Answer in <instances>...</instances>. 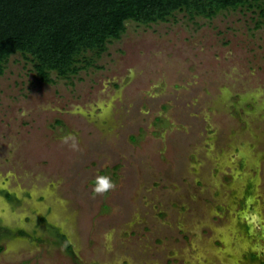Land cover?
I'll use <instances>...</instances> for the list:
<instances>
[{
  "label": "rangeland",
  "instance_id": "374dc122",
  "mask_svg": "<svg viewBox=\"0 0 264 264\" xmlns=\"http://www.w3.org/2000/svg\"><path fill=\"white\" fill-rule=\"evenodd\" d=\"M85 56L0 75V264H264V1Z\"/></svg>",
  "mask_w": 264,
  "mask_h": 264
},
{
  "label": "trees",
  "instance_id": "16d2710c",
  "mask_svg": "<svg viewBox=\"0 0 264 264\" xmlns=\"http://www.w3.org/2000/svg\"><path fill=\"white\" fill-rule=\"evenodd\" d=\"M262 1L0 0V75L10 56L21 53L33 61L43 81L52 82L51 71L68 77L92 65L85 53H103L108 42L122 37L128 21L164 22L177 11L213 17Z\"/></svg>",
  "mask_w": 264,
  "mask_h": 264
},
{
  "label": "clouds",
  "instance_id": "9594fccd",
  "mask_svg": "<svg viewBox=\"0 0 264 264\" xmlns=\"http://www.w3.org/2000/svg\"><path fill=\"white\" fill-rule=\"evenodd\" d=\"M68 140H72L70 147H72L73 150H79L74 136L66 137L64 142L67 143ZM115 189L116 183L109 175H98L93 182L92 192L94 196H104Z\"/></svg>",
  "mask_w": 264,
  "mask_h": 264
}]
</instances>
